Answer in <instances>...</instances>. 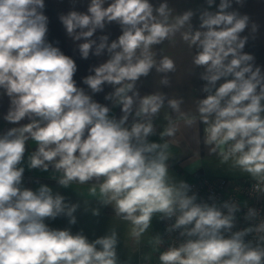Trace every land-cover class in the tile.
Masks as SVG:
<instances>
[{
    "label": "clouds",
    "instance_id": "1",
    "mask_svg": "<svg viewBox=\"0 0 264 264\" xmlns=\"http://www.w3.org/2000/svg\"><path fill=\"white\" fill-rule=\"evenodd\" d=\"M206 2L211 7L215 0ZM231 6L232 0H220L217 11H201L196 30L195 13L173 16L167 0L158 6L150 0H90L87 13L60 15L68 37L84 41L78 44L81 58L107 51L109 58L91 68L94 74L83 83L93 94L105 84L114 89L105 99L121 106L117 119L77 87L75 61L47 41L44 0H0V90L10 101L4 120L19 125L0 135V264H120L115 230L90 241L82 231L73 234L45 223L64 216L75 224L79 205L66 203L47 185L35 191L22 186L29 140L36 144L27 158L29 169L51 166L61 174L53 178L65 188L95 182L98 195L96 186L91 194L131 223L135 241L154 217H174L166 230H179L184 239L160 253V264H264V235L255 244L245 240L264 233V222L233 232L240 206L230 200L198 203L196 194L189 195V184L170 176L169 143L148 139L156 134L154 120L165 105L187 126L199 118L210 152L247 173L258 182L256 191L264 193L259 187L264 184V72L254 66L253 55L243 52L248 37L241 36L250 23L252 33L258 26L248 15L229 11ZM111 22L122 30L116 40L92 39ZM177 33L195 50L193 65L204 69L200 79L206 81L201 89L206 96L197 101L195 115L181 112L182 98L161 91L141 96L136 87L152 69L163 74L161 85L171 86L168 74L176 71L175 62L168 56L157 59L154 48L175 43ZM25 119L29 123L21 124ZM176 132V122L168 119L159 135L164 141ZM91 211L99 215V209ZM258 215L249 208L245 219ZM154 242L163 240L157 235Z\"/></svg>",
    "mask_w": 264,
    "mask_h": 264
},
{
    "label": "crops",
    "instance_id": "2",
    "mask_svg": "<svg viewBox=\"0 0 264 264\" xmlns=\"http://www.w3.org/2000/svg\"><path fill=\"white\" fill-rule=\"evenodd\" d=\"M164 0H150L154 6H158ZM170 7L174 9L173 16L177 13H183L187 10H192L195 15L192 18L193 29L199 28V15L204 9L215 12L218 10L220 0H215V3L209 7L206 0H167ZM90 0H44L45 7L44 14L48 17V33L47 41L53 46L58 47L65 55L71 57L76 65L77 71L74 74V80L77 87L83 88L85 92L92 96V98L103 105L108 106L111 111L110 115L119 119L122 116L121 106H115L111 100H106L105 96L112 92L114 89L105 84L103 91L93 94L87 85L83 83V78L87 75L94 74L90 69L94 66H99L105 62L109 56L107 51L100 56L90 53L87 59L81 58L78 50V44L84 41H73L68 37L65 28L63 27L59 17L69 11H78L87 13ZM107 6V4L105 5ZM229 11H238L239 13L246 14L250 17V21L258 26L255 33L251 32V23L249 27L241 33V36H247L248 40L243 49L244 53L253 55L254 66H259L261 71L264 72V0H244L241 7L235 0H232V6ZM122 34L121 27L116 22L107 23L103 30L98 29L92 39L99 43V37L102 35L108 36V42L111 43ZM175 43L165 41L163 44L156 45L154 51H157L159 59L161 56H168L174 60L176 71L169 73L168 76L171 81V86H163L160 84V79L163 74H157L155 69H152L147 77H141L137 82V89L141 96L152 94L155 91L163 92L170 98H182L181 112L191 115L196 114V104L199 99L206 96L201 91L206 81L200 79V74L204 71L201 67H195L192 63V57L195 54L194 49H189L188 45L183 42L180 34L175 36ZM223 79L218 82L223 83ZM9 98L0 90V135H3L7 130L12 127L19 126L18 124L9 123L4 120V116L9 109ZM168 119H172L177 124V132L174 137H166L164 141L161 140L159 133L168 124ZM132 117L129 118L128 123L131 124ZM27 124V119L20 122ZM156 134L150 136V142L169 143V152L172 158L168 161L170 176L177 181H184L194 178L196 176L210 174L222 175L228 177L244 176L247 173H242L238 169L231 166V161L224 162L219 153H211L209 147L204 143L203 128L204 124L199 121L192 126L184 124L183 120L179 119V114L174 113L172 109L165 105L161 109L160 115L154 120ZM27 151L25 153L22 186L25 188L37 190L41 185H47L53 193H59L65 197V202L69 204H77L74 216L76 217L75 224H69L67 217L61 216L56 219H46L45 223L53 229H70L73 234L83 232V234L90 240H94V220L96 215L92 214L91 209H99V214L108 212L109 206H102L96 200L97 197L93 196L90 189L98 185L95 182L86 184H79L73 182L69 187L65 188L58 184L57 180L53 177H59L61 174L54 172L50 166L48 171L40 169H29L27 167V158L33 151L36 150L34 141L29 140L27 143ZM107 207V209H105ZM88 209L87 211L85 209ZM105 209V210H104ZM99 216V215H98ZM154 218L156 221L154 222ZM151 227L154 229V223L158 230L161 219L154 217ZM140 258V257H139ZM138 256L135 257L134 264L139 260Z\"/></svg>",
    "mask_w": 264,
    "mask_h": 264
},
{
    "label": "built area",
    "instance_id": "3",
    "mask_svg": "<svg viewBox=\"0 0 264 264\" xmlns=\"http://www.w3.org/2000/svg\"><path fill=\"white\" fill-rule=\"evenodd\" d=\"M204 128L203 136L205 138ZM186 183L190 185L189 195L196 194L198 203L203 201L208 204L216 203L220 205L230 200L240 206V210L235 213L236 219L232 229L233 232L264 222V193L256 191L258 182L249 175L228 177L204 174L191 178ZM259 187L264 188V184H260ZM249 208H255L258 211L259 215L255 220L245 219ZM224 211L226 212V210ZM174 220L173 217L171 220L161 219L160 221L157 232L163 243L157 245L159 253L156 264H160L159 255L162 251L169 246L178 245L184 239L180 237L179 230L171 233L167 232L166 229L171 223H174ZM225 235L227 237L230 233ZM261 235H264V233L249 234L245 237V240H251L255 244L259 241ZM136 264H151V262L142 256Z\"/></svg>",
    "mask_w": 264,
    "mask_h": 264
},
{
    "label": "rangeland",
    "instance_id": "4",
    "mask_svg": "<svg viewBox=\"0 0 264 264\" xmlns=\"http://www.w3.org/2000/svg\"><path fill=\"white\" fill-rule=\"evenodd\" d=\"M108 212L96 215L94 220V240L115 230L119 235L117 245V255L120 264H134L135 257H144L150 260L151 264H156L159 249L154 242V237L158 235L156 225L154 229L149 228L140 237L139 242L130 235L132 225L130 222L117 216L111 206ZM107 209V207L105 208ZM104 209V210H105ZM156 218H154V222Z\"/></svg>",
    "mask_w": 264,
    "mask_h": 264
}]
</instances>
